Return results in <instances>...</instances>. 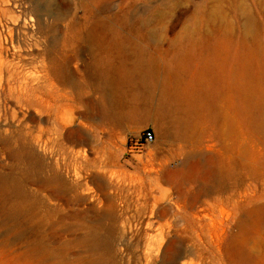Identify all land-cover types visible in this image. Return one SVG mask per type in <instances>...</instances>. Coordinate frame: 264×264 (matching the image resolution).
Masks as SVG:
<instances>
[{"label":"rangeland","instance_id":"1","mask_svg":"<svg viewBox=\"0 0 264 264\" xmlns=\"http://www.w3.org/2000/svg\"><path fill=\"white\" fill-rule=\"evenodd\" d=\"M17 1L25 4L32 25L38 16L52 20L58 8L66 40L97 26L115 36L148 38L143 44L160 60L156 67L175 80L177 76L179 90L199 100L190 137L177 134L171 122L157 116L155 101L130 99L134 112L120 122L111 109L108 136L100 116L86 120L91 140L77 152L98 161L90 162L96 167L92 172L81 169L86 162H70L59 151L51 155V150L48 162L28 158L33 151L26 133L8 141L0 136V186L11 190H0V264H54L63 256L70 264L81 258L103 264H169L162 259L164 250L156 247L163 237V248L175 241L197 254L188 264H264V226L257 222L264 208V0ZM82 61L73 67L79 82L76 107L89 113L88 101L99 107L104 102L83 79ZM162 84L151 87L154 97ZM61 89L74 93L70 87ZM148 131L155 135L153 144L135 149ZM48 139L51 148L52 137ZM2 143L17 147L20 156L11 157L13 149L6 151ZM104 153L109 162H100ZM206 157L212 158L211 167ZM187 159H197L193 171ZM92 174L107 180L110 190L100 193ZM52 177L72 184L67 203L41 189L42 181ZM130 180L143 183V189L134 190ZM18 183L24 198L13 192ZM194 193L202 196L192 209ZM22 204L31 211L22 210ZM111 205L125 211L126 219L97 224ZM139 209L144 212L137 217ZM40 218L45 223H38ZM92 234L106 245L86 253L88 247H99L85 242ZM40 244L53 253L52 260ZM34 246L35 256L29 254Z\"/></svg>","mask_w":264,"mask_h":264},{"label":"bare ground","instance_id":"2","mask_svg":"<svg viewBox=\"0 0 264 264\" xmlns=\"http://www.w3.org/2000/svg\"><path fill=\"white\" fill-rule=\"evenodd\" d=\"M21 3L17 0H0V24L2 25L0 29V136H4L5 141H8L12 135L17 137L26 133L27 145L33 151V154L27 156L28 158L48 162L50 151L52 150L51 155L59 151V154L69 156L70 162H86L81 169L92 172L96 167L90 162L98 161H90L86 152H77V148L91 140V130L85 121L98 120L100 116L103 131L108 136L109 112L113 108L116 109L118 122L129 117V114L134 112L129 104L130 99L144 100L148 103L155 101L158 117L167 124L171 122L177 134L191 136L188 133L189 128L193 126L191 115L195 102L199 98L179 90L175 84L177 76L175 80L174 76L162 74L163 70L156 67L160 60L153 54L149 55V50L143 44L148 38L115 36L97 26L89 32L72 35L66 40L63 37L64 19L58 8L55 9L52 20L45 21L42 16H38L36 25H32L33 21L27 13L28 9ZM80 60H83V79L104 102V107H99L88 101L89 113H81L76 107L79 82L78 73L73 72V67L78 65ZM122 62H129L132 67L125 69L121 66ZM162 80V90L154 97L152 88L156 84L161 87ZM68 87L74 93L70 94L61 89ZM29 121L33 124L31 125ZM224 121H227L225 117ZM48 136L52 137L51 148ZM20 137L18 136L17 139ZM2 146L6 151L13 149L10 152L11 157L20 156V153L14 152L18 149L17 147L10 146L8 143H2ZM108 159L107 154L104 153L100 162H109ZM205 159L206 166L211 167L212 158ZM63 161L66 162L64 159ZM194 162H198L197 159H187L186 166L190 171L197 166ZM90 180L95 182L100 193L108 192L111 188V184L107 183L103 177L93 175ZM69 185L72 184L64 179L52 177L42 181L41 189L51 192L55 199L63 200L68 194ZM129 185L134 190H141L144 187L143 183L133 180H130ZM0 190L11 191L4 185L0 186ZM13 192L16 193L17 198L25 197L23 186L19 183L14 185ZM201 196V193L192 195L189 201L192 209L199 203ZM64 202L67 203V200L65 199ZM155 203L158 205L157 202ZM19 207L28 211L32 209L31 206L24 204ZM260 210L257 222L262 227L264 226V208ZM135 212L139 217L144 210L139 209ZM32 215L36 219V213ZM125 216V211H119L111 205L108 213L100 216L99 222L96 223L102 224L101 222L108 218L120 222L126 219ZM40 221L37 222L45 223L41 218ZM36 236L38 237L39 233H36ZM76 242L81 243L80 240ZM85 242L99 246L98 249L86 248V253L99 250L102 244L106 245L105 239H100L96 234L90 235ZM164 242L163 237L156 247L159 251L164 250L162 259L169 264H188L187 260L197 255L190 248L179 247L175 241L169 242L163 248ZM41 243L43 244V240ZM34 247L30 249L29 254L35 256L38 249ZM41 248L44 249L49 261L52 260L53 253L43 246ZM54 264L70 263L63 256L59 257ZM76 264H103V261L81 258Z\"/></svg>","mask_w":264,"mask_h":264},{"label":"built area","instance_id":"3","mask_svg":"<svg viewBox=\"0 0 264 264\" xmlns=\"http://www.w3.org/2000/svg\"><path fill=\"white\" fill-rule=\"evenodd\" d=\"M155 141V135L152 131L144 133L137 141L135 142L134 148L137 150H142L144 147L153 144Z\"/></svg>","mask_w":264,"mask_h":264}]
</instances>
